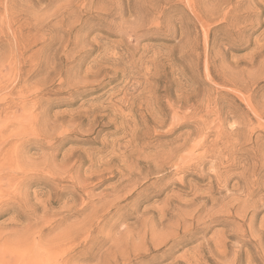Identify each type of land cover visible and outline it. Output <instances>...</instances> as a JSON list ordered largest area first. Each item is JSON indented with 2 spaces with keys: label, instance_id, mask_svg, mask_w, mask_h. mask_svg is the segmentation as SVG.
<instances>
[{
  "label": "rangeland",
  "instance_id": "rangeland-1",
  "mask_svg": "<svg viewBox=\"0 0 264 264\" xmlns=\"http://www.w3.org/2000/svg\"><path fill=\"white\" fill-rule=\"evenodd\" d=\"M0 264H264V0H0Z\"/></svg>",
  "mask_w": 264,
  "mask_h": 264
}]
</instances>
